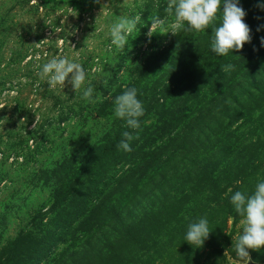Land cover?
I'll return each mask as SVG.
<instances>
[{"label":"rangeland","instance_id":"obj_1","mask_svg":"<svg viewBox=\"0 0 264 264\" xmlns=\"http://www.w3.org/2000/svg\"><path fill=\"white\" fill-rule=\"evenodd\" d=\"M165 4L167 0H0V107L4 106L0 108V264H20L17 258L8 256L13 241L33 227L31 218L36 211L51 203V182L46 178L54 180L42 172L53 170L65 158H78L97 139L103 129L100 124L105 122L98 116L103 100L111 101L112 94L117 97L128 89L127 84L137 73L136 65L154 49L152 46L165 44L173 35H147L151 18L161 16ZM137 15L141 19L134 37L120 53L111 44L109 29L121 16ZM172 19L169 17L168 23ZM61 56L80 63L86 71L85 85L77 93L67 80L63 89L60 85L51 89L46 80L39 78L40 66ZM249 65L255 79L251 80V72L247 71L241 80L243 86L234 93L239 95L247 89L250 95L244 94L241 105L232 106L218 120L223 140L220 147L230 146L232 175L218 173L214 166L208 173L199 171L227 149L215 146V154L210 156L208 152L204 163L189 156V171L181 170L164 189L170 194L184 193L183 204H178L171 219L158 229L154 244L131 249L126 264H243L235 244L242 234L244 217L227 201L241 187V192L251 195L256 184L264 181V61L253 60ZM88 86L93 88L94 103L83 99V90ZM207 92L206 96H211V89ZM63 110H70V114L60 120L58 115ZM208 145L204 149L198 146L196 152L208 150ZM251 157L254 166L246 169ZM162 173L161 168H153L144 178ZM234 174L237 178H232ZM161 196L159 191L147 199L140 198L133 214H141L148 203L155 209ZM200 218L208 220L211 232L202 247H195L185 241V236L188 225ZM104 231L92 238L84 233L69 244L49 240L52 247L48 253L28 264H62L79 245L90 250L91 241L95 246L109 241L113 233ZM22 243L30 246L32 239L28 237ZM54 250L55 257L50 255ZM248 251L249 264H264V246Z\"/></svg>","mask_w":264,"mask_h":264},{"label":"trees","instance_id":"obj_2","mask_svg":"<svg viewBox=\"0 0 264 264\" xmlns=\"http://www.w3.org/2000/svg\"><path fill=\"white\" fill-rule=\"evenodd\" d=\"M166 5L160 17L166 14ZM261 5L264 0H239V6L246 12L244 22L251 29L252 39L241 50H230L226 56L212 51L213 28L220 26L219 19L203 32L180 30L165 44L152 46L154 49L136 65L137 73L127 84L128 89L137 90V98L144 107V114L139 117L140 128L131 129L126 120L115 117L111 106L116 98L113 94L111 101L105 98L98 109V116L105 122L100 124L103 129L97 139L78 158H65L53 170L42 172L54 180L45 177L51 182V203L36 211L31 218L33 227L15 238L8 256L17 258L20 264H28L33 258L39 260L48 253L52 247L49 240L60 239L62 244H69L84 233L92 238L107 230L113 233L109 241L101 246L91 241L90 250L79 245L81 255L77 249L73 250L62 264H126L124 260L132 253L131 249L154 244L158 229L171 219L176 206L183 204L184 193L175 195L164 189L178 178L181 170L189 171V156L190 160L203 159L204 163L208 152L213 156L217 148L227 149L205 167L200 166L199 171L208 173L214 166L218 173H229L232 154L228 144L220 147L223 140L218 120L232 106H240L244 94L250 95L247 89L239 95L234 93L243 86L241 80L247 71L251 72L249 78L255 79L249 63L264 61V8ZM217 16H222V12L218 11ZM228 64L235 69L230 73L221 71V67ZM207 89H211V96H206ZM68 114L70 110H63L58 117L66 119ZM100 118L97 119L100 121ZM125 131L134 137L138 135L129 142L130 152L117 147ZM206 145L210 147L208 150L196 152L198 146L204 149ZM253 166L254 158H248L246 169ZM153 168H161L163 173L144 178ZM99 172L102 173L98 176ZM233 177L237 178L236 174ZM159 191L162 196L156 210L154 204L148 203L141 214H133V207H138L140 198L147 199ZM229 200L227 205L232 206ZM230 209L236 216L233 208ZM146 210L150 212L146 214ZM57 233L59 238H56ZM28 237L32 244L25 246L22 242ZM56 250L50 255L55 257ZM76 256L82 260L78 261Z\"/></svg>","mask_w":264,"mask_h":264},{"label":"clouds","instance_id":"obj_3","mask_svg":"<svg viewBox=\"0 0 264 264\" xmlns=\"http://www.w3.org/2000/svg\"><path fill=\"white\" fill-rule=\"evenodd\" d=\"M261 7L264 8V5ZM218 11L222 12V16H217ZM165 13V18L158 15L151 18V26L147 33L149 38L155 33L171 32L177 35L180 30L203 32L219 19L220 26L213 28L212 43V51L217 55L226 56L230 50L239 51L245 43L251 42L252 39L251 29L244 22L246 12L239 6V0H167ZM169 17L173 18L170 23H168ZM140 19L139 15L121 16L110 27L111 44L120 53L124 51L129 38L134 37L132 34L136 31ZM166 23H168L167 27H165ZM262 44H264V38H262ZM40 68L38 73L40 80H46L51 89H55L57 85L62 86L63 89L66 80L76 93L85 85L87 74L84 67L67 57H54ZM234 69L235 66L232 64L221 67V71L225 73H230ZM69 74H71L70 79ZM92 97L93 88L91 86L84 88L83 99L94 103ZM114 105L116 118L126 120L127 126L131 129L140 128L139 117L143 116L144 107L142 101L137 98L135 88L126 89L118 95L114 100ZM122 137L117 147L130 152L132 149L129 142L138 138V135L134 137L131 132L125 131ZM231 191L229 189V192ZM230 200L236 212L244 217L242 234L235 244L236 255L243 264H249L251 256L248 249L258 251L264 246V181L256 184L251 195L236 191L231 195ZM210 232L208 220L200 218L197 222L188 225L185 241L195 247H202Z\"/></svg>","mask_w":264,"mask_h":264}]
</instances>
